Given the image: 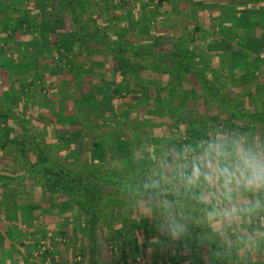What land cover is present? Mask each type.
<instances>
[{"label": "rangeland", "instance_id": "1", "mask_svg": "<svg viewBox=\"0 0 264 264\" xmlns=\"http://www.w3.org/2000/svg\"><path fill=\"white\" fill-rule=\"evenodd\" d=\"M159 1L81 0L78 7L87 32L100 28V36L111 44L170 49L183 43L193 48L222 77L215 86L222 92L194 77L180 84L178 77L153 72L144 78L129 73L124 82L119 73L109 74L115 64L108 57H79L78 42L71 61H56L55 32L72 35L77 29L69 5L62 6V0H0V111L8 114L5 124L0 120V264H27L30 258L90 264L94 256L83 214L65 199L52 203L38 190L18 161L21 149L35 160L33 146L41 141L75 167L141 169L151 153L168 150L181 137L195 138L210 123L246 129L247 114L264 118V84L255 89V78L264 77V53L255 59L264 47V34L256 36V28L264 27V5ZM96 45L103 50L101 43ZM103 76L119 93L110 95ZM218 96L238 97L239 118L232 120L227 109L214 103ZM25 131L33 135L27 138ZM256 131L264 133L261 126ZM5 139L13 142L2 148ZM101 139L107 144L103 162L92 161L93 144ZM99 227L95 253L108 250L116 256L115 264H212L207 245L190 250L157 243L163 238L136 202L105 214ZM54 242H72L73 252L55 249ZM225 254L233 264H264V250L238 248Z\"/></svg>", "mask_w": 264, "mask_h": 264}, {"label": "clouds", "instance_id": "2", "mask_svg": "<svg viewBox=\"0 0 264 264\" xmlns=\"http://www.w3.org/2000/svg\"><path fill=\"white\" fill-rule=\"evenodd\" d=\"M171 143L147 157L133 185L157 243L264 250V133L210 123Z\"/></svg>", "mask_w": 264, "mask_h": 264}, {"label": "trees", "instance_id": "3", "mask_svg": "<svg viewBox=\"0 0 264 264\" xmlns=\"http://www.w3.org/2000/svg\"><path fill=\"white\" fill-rule=\"evenodd\" d=\"M162 1L160 0L159 2L162 3ZM231 1L227 0V2ZM62 2V6L65 3L69 5L77 29L72 35L65 34L63 31L60 34L57 31L55 32L57 38L53 41V47L58 53V57L55 58L56 61H71L69 57L73 54L75 55V45L78 42L80 44V51L77 53L79 57L91 59L95 54H102L108 57L109 63L115 64H113V70L108 68L109 74L119 73L124 82L127 81L126 76L129 73L144 78L145 72H153L178 77L180 78V84L188 83L190 77H194L199 84L202 82V86L208 87L211 91L222 92L220 88H215L216 83L220 82L222 77L215 71L214 66L206 58L200 56L193 48L183 43L173 44L170 49H157L155 47L152 49L146 46L147 48H143L144 50L142 46L129 42H121L117 45L111 44L106 36H100L102 34L100 28L91 29L87 32L83 27L85 25H82L80 17L82 11L78 7L79 4L80 8L83 6H81V0H62ZM247 2L252 5L257 3L264 4V0H247ZM56 24L58 25V23ZM56 24L53 31H55ZM57 30H60V28H57ZM99 43L104 46L102 51L98 49L97 45L93 46ZM261 52L264 53V47L258 50V57H255V59L259 60ZM102 79L106 88L111 91L110 95L119 93L118 88L111 90L110 82L106 80L105 76ZM255 79L257 82L255 89L258 86H263L264 83L260 77H256ZM227 97L218 96V98L215 97L216 99L213 100L218 107L225 108L231 113L230 118L232 120H236L241 115L236 106L239 99L238 97L236 99ZM59 112L63 113V109L61 108ZM247 116L246 126L248 127L246 129L252 128L257 130L261 126L264 130L263 115L261 117L253 115L250 119L249 114ZM0 120L5 124L8 120V114L0 111ZM235 127L237 126L235 125ZM6 133L8 134V130ZM25 134L27 138L33 135L26 131ZM10 141L9 139H5L1 147L5 148ZM105 143L103 139L94 142L92 161L100 160L103 162L104 155L106 154L105 149L107 148V144ZM33 147H36L38 150V158L36 157L35 160H31L26 155L25 149H21L22 154L18 158L21 167L38 190L42 194L50 196L52 203L65 199L83 214L87 221L88 236L93 253L98 241L99 225L103 216L114 208L135 202L133 185L141 178L140 174L147 168L148 163L146 162L141 169L80 168L68 164L54 150H50V145L47 142L40 141ZM191 242V245H187L188 248L194 246L198 250V248L206 245L211 248L212 264H233L230 256L225 254L226 252L224 253V250L217 243L211 241L204 243H200L199 241ZM195 261L196 257L193 256V263Z\"/></svg>", "mask_w": 264, "mask_h": 264}, {"label": "crops", "instance_id": "4", "mask_svg": "<svg viewBox=\"0 0 264 264\" xmlns=\"http://www.w3.org/2000/svg\"><path fill=\"white\" fill-rule=\"evenodd\" d=\"M242 4H243V2H242ZM244 4H247L248 5V2H247V0H246V2L244 3ZM262 5H264L263 3H262ZM248 7V6H247ZM246 12L248 13L249 11H247L246 10ZM256 32H257V37H259V36H262L263 34H264V32L262 33V31L264 30V27L263 26H260V27H257L256 28ZM248 32V31H247ZM247 32H243L244 34H247ZM242 33V34H243ZM260 33V34H259ZM244 34H243V37H244ZM262 34V35H261ZM246 36V35H245ZM262 45H264V43L262 44ZM263 75L262 76H264V68H263ZM261 79V78H260ZM262 79H264V77H262ZM262 79H261V81H262ZM69 227H71V226H69ZM52 229V228H51ZM54 229V228H53ZM57 229V228H56ZM70 229V228H69ZM71 230V229H70ZM84 230H87V234H88V226L84 229ZM67 233L65 232V235H66ZM83 234L86 236V233L85 232H83ZM68 235V234H67ZM84 236V237H85ZM85 238H87L86 239V241L88 240V238H89V236L87 235ZM50 242H52V241H50ZM49 242V245L51 244ZM42 243V242H41ZM55 243V245L56 246H53L55 249H57L58 250V248L59 249H64V251L65 252H67V251H70V252H73V247L75 246L74 244H72V242H68V244H67V242H65V243H61V242H58V243H56V242H54ZM44 244L46 245V242H44ZM52 246V245H51ZM39 247H41V246H39ZM50 247V246H49ZM92 246H91V243H89V248H91ZM96 247V246H95ZM95 247H94V249H95ZM62 251V250H61ZM96 252L97 253H95V250L93 251V255L94 256H91L92 258H91V262H90V264H115V260H117V258H116V256L114 255H111V253L108 251V250H106V251H102V253H101V251L99 252V250L97 251L96 250ZM95 253V254H94ZM37 254V253H36ZM35 254V255H36ZM98 256H97V255ZM46 256V255H45ZM90 258V257H89ZM96 258L98 259V260H96ZM61 261V260H60ZM89 261H90V259H89ZM32 262L34 263V264H50L49 263V260L47 261V260H45L44 258H43V262L42 261H35V260H33V258L31 259H29V260H27V264H32ZM62 262V261H61ZM5 264V263H4ZM6 264H8V261L6 262Z\"/></svg>", "mask_w": 264, "mask_h": 264}, {"label": "built area", "instance_id": "5", "mask_svg": "<svg viewBox=\"0 0 264 264\" xmlns=\"http://www.w3.org/2000/svg\"><path fill=\"white\" fill-rule=\"evenodd\" d=\"M58 264H61V263H58Z\"/></svg>", "mask_w": 264, "mask_h": 264}]
</instances>
